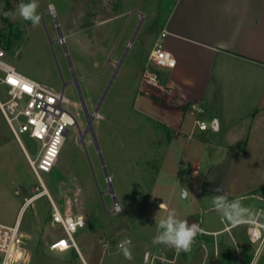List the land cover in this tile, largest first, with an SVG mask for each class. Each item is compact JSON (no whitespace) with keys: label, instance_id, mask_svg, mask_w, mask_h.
<instances>
[{"label":"rangeland","instance_id":"1","mask_svg":"<svg viewBox=\"0 0 264 264\" xmlns=\"http://www.w3.org/2000/svg\"><path fill=\"white\" fill-rule=\"evenodd\" d=\"M136 1L146 11L157 0H38L41 21L36 27L18 15L10 17L11 27L6 26L5 3L0 2V47L6 51V60L22 75L61 91L60 70L68 79L73 75L72 65L90 114H94L114 76L93 120L105 166L92 134L81 139L87 120L77 93L70 88L65 93L71 102L68 108L78 125L69 129L53 171L41 174L61 214L84 217V227L74 234L79 250L50 249L52 243L67 235L60 223L52 222L54 207L44 195L20 217L21 230L30 235L31 264H108L110 258L123 264L117 245L125 239L137 253L146 250L147 260L157 255L172 264H242L246 256L224 248L221 235L202 231L188 253L177 254L172 248L153 244L156 223L169 209H175L177 218L189 224L198 223L203 229L216 224L222 229L221 215L206 209L204 202L209 197L203 190L208 166L222 153V131L215 130L213 119L199 115L209 127L202 133L195 129L193 138L188 139L192 116L186 133L170 140L172 131L141 113L143 97L132 84L127 67L143 51L141 30L148 25L128 23L126 18ZM10 2L15 12L21 0ZM122 60L117 72L116 65ZM0 99H7V87L2 84ZM20 139L23 146L0 110L2 224H14L25 198L43 190L24 151L35 159L41 144L29 134H22ZM246 229L241 225L234 232H241L243 245L254 252L258 245H251Z\"/></svg>","mask_w":264,"mask_h":264},{"label":"crops","instance_id":"2","mask_svg":"<svg viewBox=\"0 0 264 264\" xmlns=\"http://www.w3.org/2000/svg\"><path fill=\"white\" fill-rule=\"evenodd\" d=\"M134 4L128 23H148L139 41L144 49L127 66L132 84L143 97L141 113L172 131L170 140L186 133L192 116L189 135L195 131L199 115L193 105L216 121L215 130L222 131V153L204 175L206 209L214 210L211 198L220 186L231 199L245 197L244 205L256 215L237 224L222 219V229L214 224L212 229L202 228L203 232L221 235L224 248L246 256L242 264H264V244L254 252L247 250L242 233L234 232L247 226L253 245L249 221L264 224V0H157L146 11L137 1ZM159 40L175 58L174 68L149 62ZM145 70L157 75V87L142 83ZM131 251L133 259L123 256V264H172L157 255L147 260L146 250ZM108 264L117 260L110 258Z\"/></svg>","mask_w":264,"mask_h":264},{"label":"built area","instance_id":"3","mask_svg":"<svg viewBox=\"0 0 264 264\" xmlns=\"http://www.w3.org/2000/svg\"><path fill=\"white\" fill-rule=\"evenodd\" d=\"M165 36L166 32H163L162 37ZM6 57V51L0 47V84L7 87V99L4 101L0 99V110L21 145L22 134H29L32 139L40 142V149L35 159L31 158L25 148L24 151L43 190L25 198L14 224L0 223V264H31L33 253L29 245L30 235L21 230L20 217L34 201L47 195L54 207L52 222L60 223L66 232V238H60L51 244L52 250L64 252L76 248L74 234L85 225V219L81 215L64 217L61 214L55 207L41 176L42 173L53 171L63 149L66 135L71 127L76 126L77 120L68 108L71 107V102L65 93L22 75L6 60ZM148 60L160 67L174 68L176 66L175 58L165 49L162 40L155 43ZM142 83L157 87L158 77L155 73L145 70ZM192 109L198 115L204 112L196 105H193ZM194 127L199 132H204L208 129L209 123L197 118ZM193 135L194 132L189 135V139H192ZM81 139L83 141L85 137L81 136ZM249 223L251 224L250 240L261 248L264 244V224L257 219Z\"/></svg>","mask_w":264,"mask_h":264},{"label":"clouds","instance_id":"4","mask_svg":"<svg viewBox=\"0 0 264 264\" xmlns=\"http://www.w3.org/2000/svg\"><path fill=\"white\" fill-rule=\"evenodd\" d=\"M38 8V0H27V2L21 0L15 12H5L4 15L5 17L18 15L24 21L31 22L33 27H36L41 21ZM214 191L217 195L211 198L213 209L221 215L223 220L237 224L246 222L256 215L251 208L244 205L245 197L231 199L229 194L220 186ZM159 207L160 209L163 208V203ZM156 229L157 235L153 239V244L172 248L177 254L190 252L197 235L203 231L198 223L189 224L187 220L177 218L175 209L167 210L166 217L161 218L156 223ZM117 248L125 259H133L130 240L121 241Z\"/></svg>","mask_w":264,"mask_h":264},{"label":"water","instance_id":"5","mask_svg":"<svg viewBox=\"0 0 264 264\" xmlns=\"http://www.w3.org/2000/svg\"><path fill=\"white\" fill-rule=\"evenodd\" d=\"M60 40H61V42L64 43L63 36L60 37ZM122 62H123V60L121 62L117 63V65H116L117 72H118L120 66L122 65ZM71 68H72V72H73L75 85H76V88L78 90L79 100H80L81 106H82L83 111H84V115H85L86 120H87V127H86V129L84 131H81V136L85 137L88 133L92 134L94 142H95V144H96V146L98 148V152L100 154V157H101V160H102V164L105 166V163H104V160H103V156H102V153H101V149H100V146H99L98 138H97L94 126H93V120L96 117V114H98V112L100 111V108H101V106H102V104H103V102H104V100L106 98V95H107V93H108V91H109V89H110V87H111V85L113 83L114 76H113L112 80L110 81L109 85L107 86L106 90L104 91L101 99L99 100V103L97 104V106L95 108L94 114H90L89 111H88L87 105H86V101H85L84 95L82 93V89H81L80 83H79L80 80L77 77L76 72L74 71L72 65H71ZM62 93H64V92L62 91ZM77 125H78V123H77ZM212 126L215 129H217L216 128V121L212 122ZM105 171H106V169H105ZM106 176H107L109 184H111L110 175L107 173V171H106ZM111 190H112V187H111ZM115 202H117V200H115Z\"/></svg>","mask_w":264,"mask_h":264},{"label":"flooded vegetation","instance_id":"6","mask_svg":"<svg viewBox=\"0 0 264 264\" xmlns=\"http://www.w3.org/2000/svg\"><path fill=\"white\" fill-rule=\"evenodd\" d=\"M59 76H60V82H61V91L66 93V91H68L70 88H73L75 90V92L77 93V96L79 98L78 90L76 88L73 75L70 76L68 79H65V77L63 76V74H62V72L60 70V75ZM79 83H80V81H79Z\"/></svg>","mask_w":264,"mask_h":264},{"label":"trees","instance_id":"7","mask_svg":"<svg viewBox=\"0 0 264 264\" xmlns=\"http://www.w3.org/2000/svg\"><path fill=\"white\" fill-rule=\"evenodd\" d=\"M2 1L5 3V8H4L3 13L13 12V6H12L10 0H0V2H2ZM9 19H10V17H5V15H3V21H4L5 25L11 27V25L9 24ZM0 40H1V37H0ZM11 44H12L11 41H9V44L7 46L8 49L11 48Z\"/></svg>","mask_w":264,"mask_h":264},{"label":"snow or ice","instance_id":"8","mask_svg":"<svg viewBox=\"0 0 264 264\" xmlns=\"http://www.w3.org/2000/svg\"><path fill=\"white\" fill-rule=\"evenodd\" d=\"M12 83H16L15 81H12Z\"/></svg>","mask_w":264,"mask_h":264}]
</instances>
